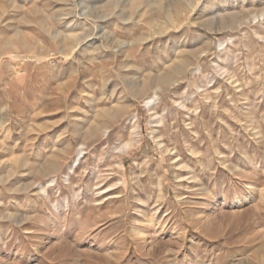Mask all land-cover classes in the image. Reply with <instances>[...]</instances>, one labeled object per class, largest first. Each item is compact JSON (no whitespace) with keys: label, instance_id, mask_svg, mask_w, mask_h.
Masks as SVG:
<instances>
[{"label":"rangeland","instance_id":"374dc122","mask_svg":"<svg viewBox=\"0 0 264 264\" xmlns=\"http://www.w3.org/2000/svg\"><path fill=\"white\" fill-rule=\"evenodd\" d=\"M263 12L0 0V264H264Z\"/></svg>","mask_w":264,"mask_h":264},{"label":"bare ground","instance_id":"6f19581e","mask_svg":"<svg viewBox=\"0 0 264 264\" xmlns=\"http://www.w3.org/2000/svg\"><path fill=\"white\" fill-rule=\"evenodd\" d=\"M263 16H264V12L262 13V14H260L259 16H254L253 17V21H255V20H257V19H259L260 17H262L263 18ZM247 24V23H246ZM256 36H257V34H255ZM257 39H260V40H262L261 38H259V36H258V38ZM231 41V40H230ZM230 44H229V47L230 46H232L233 45V42H229ZM264 45V44H263ZM227 46V45H226ZM226 46L224 47V42L222 41V42H218V46H217V49L218 50H220V51H223V52H225L226 54H227V59H228V57H229V52L226 50ZM230 58V57H229ZM251 61V60H250ZM221 62H222V58L220 57V56H218L217 58H216V64L214 65V70H215V72L217 73V74H228V73H226V69H223V67L221 66ZM177 82V81H176ZM153 95L152 96H147V97H145L144 99H143V101H144V104H145V106H147L148 108L151 106V105H153L154 104V102H155V97H156V93L154 92V93H152ZM250 104H251V102H246L244 105L245 106H250ZM156 105V104H155ZM249 109L248 108H246V111H248ZM105 134V132L103 133V135ZM131 136H136V137H138V131H137V127H136V125L134 124V129L131 131ZM130 141L129 142H127V143H120L118 146H116L113 150H116V151H118L119 153H121V154H124V153H126L131 147H132V142H133V139L132 138H130L129 139ZM138 142V141H137ZM78 152L80 153V152H82V147H80L79 149H78ZM79 158V157H78ZM79 161V160H78ZM53 181H50L49 183H52ZM41 190L44 192V189L41 187Z\"/></svg>","mask_w":264,"mask_h":264}]
</instances>
